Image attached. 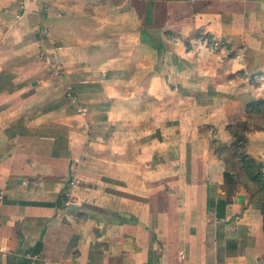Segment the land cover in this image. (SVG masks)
I'll use <instances>...</instances> for the list:
<instances>
[{
  "label": "crops",
  "instance_id": "0c3cea01",
  "mask_svg": "<svg viewBox=\"0 0 264 264\" xmlns=\"http://www.w3.org/2000/svg\"><path fill=\"white\" fill-rule=\"evenodd\" d=\"M24 2L22 16L33 18L27 8H34L37 24L23 30L36 34L43 56L48 50L51 60L81 70L65 78L85 94L94 91L88 83L104 81L114 51H148L153 66L175 51L170 38L187 42L190 35L220 39L231 58L241 53L236 72L263 85L264 0ZM65 51L79 57L66 59ZM14 57L20 68L34 64L13 52L0 57V83L12 74L7 64ZM143 74L125 80L159 76L156 68ZM53 96L46 88L0 89V264H264V209L238 187L217 215L223 167L212 186L173 185L172 170L126 168L113 154V138H104V117L88 119L89 138L80 136L69 103L59 111L41 103ZM246 98L243 108L264 96ZM248 138V153L264 164V131Z\"/></svg>",
  "mask_w": 264,
  "mask_h": 264
},
{
  "label": "rangeland",
  "instance_id": "374dc122",
  "mask_svg": "<svg viewBox=\"0 0 264 264\" xmlns=\"http://www.w3.org/2000/svg\"><path fill=\"white\" fill-rule=\"evenodd\" d=\"M23 2L0 0V57H10L13 52L19 59H34V64L26 69L16 63L18 57L9 60L7 65H11L7 67L12 69L10 76L14 81L9 76L6 83H0V89L54 91L56 96L44 98L41 103L48 108L58 107L57 111L69 103L77 114L75 121L80 126L76 125V131L80 136L90 135L88 119L100 122L104 117L109 127H104V138H113V154L121 156L126 168L172 170L176 172L171 174L176 175L172 177L173 185H218L223 165L214 155L212 141L228 143L224 126L244 118L246 97L264 96V82L258 86L253 82L255 77L236 72L234 60L241 62V53L237 59L231 58L234 52L227 50L220 39L196 40V35H190V42L170 38L176 43L175 51L164 53V58L159 55L153 66L148 62V51H114L115 55L106 57L104 81L88 83L94 90L89 95L80 87H71L65 78L69 71L81 70L51 60L54 56L48 50L43 56L37 49L36 34L23 30L37 24L34 8H27L33 11V18L22 16ZM65 52L62 55L66 59L79 57L78 52ZM4 68L1 64L0 75ZM155 68L159 74L155 81L140 75L135 81L125 80L131 74H151ZM167 178L158 174L157 179Z\"/></svg>",
  "mask_w": 264,
  "mask_h": 264
},
{
  "label": "trees",
  "instance_id": "16d2710c",
  "mask_svg": "<svg viewBox=\"0 0 264 264\" xmlns=\"http://www.w3.org/2000/svg\"><path fill=\"white\" fill-rule=\"evenodd\" d=\"M243 114V119L225 125L228 143L212 141L214 155L223 165L220 188L225 199L220 203L219 217L238 187L247 192L250 203L264 209V164L248 153L249 134L264 131V98L247 101Z\"/></svg>",
  "mask_w": 264,
  "mask_h": 264
}]
</instances>
